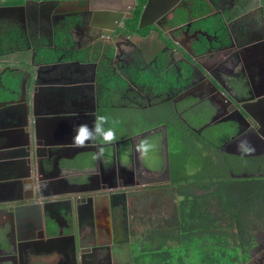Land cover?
Here are the masks:
<instances>
[{
	"label": "flooded vegetation",
	"instance_id": "flooded-vegetation-1",
	"mask_svg": "<svg viewBox=\"0 0 264 264\" xmlns=\"http://www.w3.org/2000/svg\"><path fill=\"white\" fill-rule=\"evenodd\" d=\"M136 5L137 0H0L2 82L16 73L29 75L25 80L24 74L16 78L17 99L9 112L17 114V129H5L2 118L9 113L0 108V264H121L125 260L132 264L130 237L145 217L149 194L141 196L138 206L132 200L138 191L170 187V165L168 177L162 149L167 125L183 113L188 117L187 129L196 138L219 140L215 149L228 173L230 165L248 171L243 173H264V0H213L200 15L199 0H177L164 13L159 2L160 8L154 9L159 17L141 27L147 29L144 35L127 25ZM236 7L247 13L255 10L258 18L246 13L231 19ZM138 21L139 16L137 27ZM66 29L67 34L61 32ZM42 70L55 71L58 77L53 79L77 83L67 91L71 97L57 89L51 95L38 90V84L45 81L39 76ZM106 71L115 74L114 88L107 89L115 90L112 99L121 115L118 118L124 117L117 126L126 119L133 125L122 126L119 137L110 143L97 140L70 149L50 143L58 139L75 142L78 124L92 128L87 117L94 112L96 118L105 89L100 94L91 84ZM30 72L35 82L30 81ZM214 85L222 95H216ZM76 90L79 96L72 93ZM229 96L235 105H242L241 112ZM55 115L69 118L56 125ZM152 133L158 134L161 143L159 171L149 169L137 151ZM16 141L18 145L7 149V144ZM45 141L49 145H43ZM241 142L254 151L244 152ZM101 146L104 154L97 158ZM85 164L87 168L82 169ZM67 165L82 168L67 171ZM64 178L83 185L73 187ZM209 179L204 178L207 183ZM36 187L44 194H65L45 214L43 209L45 220L36 216L43 232L37 233L34 249H25L15 242L14 228L21 216L15 217L13 208L24 202L20 198L33 197ZM73 192L78 208L70 213L71 203L65 196ZM86 194L92 195L90 208L83 202ZM49 223L54 235L59 231L64 235L62 240L40 242Z\"/></svg>",
	"mask_w": 264,
	"mask_h": 264
},
{
	"label": "trees",
	"instance_id": "trees-1",
	"mask_svg": "<svg viewBox=\"0 0 264 264\" xmlns=\"http://www.w3.org/2000/svg\"><path fill=\"white\" fill-rule=\"evenodd\" d=\"M6 1L20 3L23 0ZM145 1L137 0L134 18L127 20V25L132 27L133 31L143 35L146 34L147 29L138 28L136 20ZM199 1L202 3L203 0ZM202 5L197 15L207 11L204 3ZM184 19L185 16L181 14L180 20ZM67 29L61 32L67 34ZM109 86L114 88L113 83ZM102 95L96 116L104 115L109 117L110 121H122L124 117L118 118L120 114L117 113L115 99H112L115 90L106 87ZM142 118L139 116L140 120ZM140 120H137V123ZM160 121L164 122L162 119ZM123 123L124 128L129 127V119ZM180 125L178 120H171L167 125V141L171 137L175 147V153H172L171 157L168 153L170 181L174 185L170 192L175 199L174 214L169 218L167 215L161 217L162 213H166L158 209L153 212L144 211L143 215L147 212L148 214L140 220L139 226L134 227L130 262L132 264H244L248 256L246 249L252 244L249 238L254 228L252 225L264 219V175L232 177L219 159L211 162L210 168L204 167L198 169L199 171L188 173L185 163L189 156L188 147L193 141L187 134L177 135L179 131H175L174 127L179 128ZM110 126L114 127L115 139L118 138L117 133L121 131L122 126L118 127L117 123L115 125L110 123L105 125V128ZM207 175L210 176V183L206 186L201 185L200 188H208V190L196 193L198 183ZM213 175L216 178H213ZM148 200H151L150 196Z\"/></svg>",
	"mask_w": 264,
	"mask_h": 264
},
{
	"label": "rangeland",
	"instance_id": "rangeland-1",
	"mask_svg": "<svg viewBox=\"0 0 264 264\" xmlns=\"http://www.w3.org/2000/svg\"><path fill=\"white\" fill-rule=\"evenodd\" d=\"M197 59V58H196ZM115 78V74L109 73V71L104 72L103 77H101L97 82L95 81L91 85H93L94 89L97 90L100 94L103 89L106 87H109V85L113 82H110L111 80L113 81ZM110 84L108 83V81ZM7 82H9L12 85L16 84V78L14 75H9L7 77ZM115 82V81H114ZM8 83V84H9ZM93 89V88H92ZM3 91V90H2ZM7 91V89H4V92ZM92 96V95H91ZM94 97V96H93ZM188 117L186 114H182L181 116L177 117V119L173 120H178L181 125L179 128V131L181 133L187 134L191 137L192 144L188 147L189 149V156L186 159L185 166L187 168L188 173L195 172L198 169L204 168L207 169V167H211V162L218 161L219 154L216 151V144L219 142V140H216L217 138L214 139V141L209 142V141H204V139H198L196 138L189 129H187V122H188ZM182 126V127H181ZM175 131H177L178 128L174 127ZM170 134V131H168ZM171 135V134H170ZM150 143L155 145L154 150L150 151L147 157L145 158V163L147 164L149 169H153V171L157 170L159 171V167L162 164V158L160 154V149L159 148V139H158V134L152 133L146 136V138ZM214 143V144H213ZM161 147V146H160ZM164 145H163V152H164ZM175 147H173V140L171 137L168 138V146H167V153H169V157H171V154L175 153ZM162 153V152H161ZM163 154V153H162ZM163 159L164 154H163ZM198 161V163H197ZM221 161V160H220ZM231 168H233L234 173H243V172H248V171H243L240 170L239 168H234L230 165ZM199 171V170H198ZM222 171V169H221ZM208 176V175H207ZM214 176V175H213ZM210 183V182H208ZM206 180L200 181L198 183L197 189L195 192H201V191H207L208 188H200V186H206L208 184ZM170 187H165L164 185L156 187V189L152 188L150 190H142L138 191L135 194V198L132 201H135L134 206H138L137 203L140 205L142 201L143 195L146 193L149 194L151 200H147L146 206H145V211H155L156 209L160 210L161 212H165L166 214H161V217L164 216H169L171 218L174 214V209H173V203H174V197L172 196L173 193L170 194L172 190V183H168ZM183 185V184H181ZM149 192V193H148ZM139 197V199H137ZM137 199V200H136ZM144 209V208H143ZM148 214V212H147ZM144 214V215H147ZM152 215H157L153 214ZM160 214V213H159ZM146 227V226H145ZM253 230L250 232V241L252 242L251 245L246 249V252L248 253L247 260L244 264H264V219L263 220H258L254 225H252ZM131 230H130V235H131ZM131 240H133L132 236L130 237ZM121 264H129L127 260L123 261Z\"/></svg>",
	"mask_w": 264,
	"mask_h": 264
},
{
	"label": "water",
	"instance_id": "water-1",
	"mask_svg": "<svg viewBox=\"0 0 264 264\" xmlns=\"http://www.w3.org/2000/svg\"><path fill=\"white\" fill-rule=\"evenodd\" d=\"M159 2H162L163 3V5H162V8H163L162 13H164V12H168L170 10V8L173 5H175V3L177 2V0H146L145 3L143 4V7H142L141 12H140V15H139L138 27H144V26H146V25H148L150 23L155 22L156 18L159 17V15L154 14V9L155 8L156 9H159L160 8V6L158 5ZM174 9L175 8H173V10H171V11H174ZM113 15L114 14H112V16ZM107 16H110V15L107 14ZM120 18H121V16L118 17V20H120ZM108 19L110 21L112 20L111 17H108ZM112 30H115V27H113ZM105 32L110 33L112 31L105 30ZM192 58L194 60H196L194 58V56ZM195 62H197V60ZM3 72L0 74L1 76H2ZM30 74H31V72H30ZM0 85L1 86L4 85V83L2 82V80H0ZM4 86H6V85H4ZM213 88L216 89L217 92L219 93V94H216L217 96L222 95V93L219 92V90H220L219 88H217L215 85L213 86ZM8 90L9 89H7V91ZM222 90H224V89L222 88ZM236 94H241V90H237V93ZM223 96H224V94H223ZM235 96L238 97V95H235ZM229 97L230 98H228V99H229L230 103L233 105V107L235 108V110H237L238 112H241L239 108H241L242 105L241 104H239L238 106L235 105L233 103V101L231 100L232 97L231 96H229ZM245 112H248L247 109H245ZM81 116H82V114L79 113V115H77L76 117L79 118ZM85 116H87V115H85ZM55 117L56 118H60V119L69 118L67 115L66 116L65 115H55L52 118V119H54L53 123H55ZM87 118L89 119V123H91V127H93L94 120H95V114H94V112H92ZM42 119L43 118L40 117V118H38L36 120V122H37V128H39L38 125H39V122L42 121ZM48 119L49 118H46V120H48ZM59 126L57 127L58 129H59ZM59 131L61 132L62 131V128H60ZM17 142L18 141L7 144L6 145V147H8L7 149H11L12 146H15L16 145L15 143H17ZM20 143L23 144V142H20ZM43 143H41V145L42 144L43 145H46V144L49 145V141H45ZM50 143H54L55 146H58V148H61V149H70L72 147L71 145H77L76 142H73L72 143L68 139L67 140L58 139V140H56V141L54 140L53 142H50ZM18 144L19 143H17V145ZM85 144H88V143H85ZM92 144H95V143H92ZM164 147H165L164 148V157H165V161H166L165 170H166L167 176L169 177V164H168L167 139H166V137L164 138ZM79 151H82V149L79 150ZM9 157L8 158H5V159H10ZM63 157L65 158L66 156H63ZM87 164L84 165V168L77 167V166H75L73 168H74V170L76 169V170L81 171V168L82 169L87 168V166H88ZM64 169L69 170V169H71V167H68V165H67V166H64ZM229 173L233 177H235V176H238V177H246V176H255V175H261L262 174V173L261 174L260 173H240V174H234L231 170L229 171ZM59 180H61V179H59ZM62 180L65 181L66 184L71 185L73 187L74 186L75 187H78V186H82L83 185V183H79V182H73V183H71L66 178H64ZM51 182H53V181H51ZM64 194L65 193L62 192V191H60V192L57 191V192H54V193H45L44 194V193L41 192V190L38 187H36V189H35V195H33V197L20 198V200H23L24 202L21 203V204H19V205H17L16 207L13 208V211H15V214H16L15 217L21 216V214H23V213L26 214L28 212L29 213H32V214H35L36 213V216L39 217V215L40 216L42 215L43 209H44V214H45L46 211H47V209H49V207H50L51 204L61 202V200H63V198H64V197H62ZM65 197L71 203V208H70V211L69 212L71 213L73 210L76 211L77 208H78V206H77V199L75 198L74 192L72 193V195H68V196H65ZM37 198L39 199V201H37ZM83 200H84L83 202H86V203L89 204L88 205L89 208L92 206V204H91L92 203L91 202L92 201V195L91 194H86V196L83 198ZM72 203H73L74 207H73ZM52 229H53V226L49 223V226L47 227V230H46V228L44 230V234L46 236V239H45L44 242L50 241L52 239H54V240L57 239L59 241V240H62V238H64V235H61L62 233L60 231L58 232L59 235H56V234L54 235L51 232ZM39 237L42 238V236H39ZM40 242H42V240H40Z\"/></svg>",
	"mask_w": 264,
	"mask_h": 264
},
{
	"label": "crops",
	"instance_id": "crops-1",
	"mask_svg": "<svg viewBox=\"0 0 264 264\" xmlns=\"http://www.w3.org/2000/svg\"><path fill=\"white\" fill-rule=\"evenodd\" d=\"M212 1L211 0H203L202 3H204V5L207 7L208 2L211 4ZM214 2H215V0H214ZM216 4L219 5V2H217ZM224 6L225 5L222 4L220 9L221 10L224 9ZM229 10H230V8H229ZM246 13H247L246 11L239 9V7H236V9L234 10V12H232V15H230V17H231V19L233 17H235V19H237V18H239L240 16H243ZM249 13H251L250 15H252L253 17L258 18V14H256V11L255 10L254 11H250L247 14H249ZM254 21L256 22L257 19L254 20ZM32 73L34 74V72H31V74H30V78H31L30 81L33 80L35 82L36 81V78H35L34 75H32ZM21 74L22 73H16V77L15 78H17L18 75L21 76ZM56 74L57 73H55V71H50V70L49 71L48 70H42V71H40L39 72V76L42 79H44L45 81L44 82L42 81L40 84H38L37 89L38 90L39 89H45L46 91H48L50 93V95H51V92L53 90H56V89L57 90H61L62 92H64L63 94H65V97H66V95H68L67 94V91L74 89L76 87V85H78V84L77 83H74V82H70V81L59 80L60 78L53 79V77H56L57 76ZM35 75H36V73H35ZM95 75H96V73H95ZM4 77L5 76L2 75L0 77V80H2ZM23 77H24V80L25 79H29L28 78L29 75L27 73H26V75L24 74ZM5 81L7 82V77H6V80ZM22 81H23V79H22ZM6 82H4V85H6V87H7L6 89H9V91H5L4 92V89H1L0 88V108H2V109L5 108L6 110H4L3 112H5V114H8V113L9 114L7 116L4 115L5 117L2 118V119L4 121V125H5L4 127H5V129L11 128L12 126H13L12 128L17 129L16 128V125H15V124L18 123V119L16 117L17 114H13V113H11V111L9 112V110H11V108L13 107V103L15 102L14 100L17 99L16 98V95L14 94V89L17 88V86H16V84L15 85H12V84L11 85H7L9 82H7V83ZM20 83H21V86L24 84V82H21V81H20ZM0 87H2V86L0 85ZM72 93H74L76 96H79L80 95V92L78 90L73 91ZM67 97H71V96L68 95ZM81 101L82 100L80 99L79 102H81ZM62 121H64V120L55 117V123H56V125L59 124V122L61 123ZM79 125L80 124H78L77 126H79ZM3 133H6V130ZM61 158L64 159L63 156ZM68 167H71V169H69L67 171L74 170L73 166L70 165ZM41 217H42V219H44V214L43 213H42ZM17 223L18 224H16V226L14 228L15 229V242L17 244L19 243L25 249H27V248L34 249L35 248V241L34 240L36 239L37 233L38 232H43V229L37 223L36 213L35 214H32V213H29L28 212L26 214H24V213L21 214V220L18 221ZM0 225H2V223ZM70 233L74 235V232H70ZM71 234H69V235H71ZM45 239H46V236H43L41 240L42 241H45Z\"/></svg>",
	"mask_w": 264,
	"mask_h": 264
},
{
	"label": "clouds",
	"instance_id": "clouds-1",
	"mask_svg": "<svg viewBox=\"0 0 264 264\" xmlns=\"http://www.w3.org/2000/svg\"><path fill=\"white\" fill-rule=\"evenodd\" d=\"M115 125L118 123L115 120H109V117L104 115L96 116L92 128H89L88 125H79L76 127V136L74 141L83 146L86 142L96 143L97 140L102 141L103 143H110L115 140V131L114 127L105 128V125L110 124ZM245 142H241L240 147L243 148L244 152L254 151L252 148L244 147ZM155 145L150 143L147 139L142 140L137 146V151L143 156L147 157L149 152L154 150ZM104 154V148L101 146L98 148L97 158L102 157Z\"/></svg>",
	"mask_w": 264,
	"mask_h": 264
}]
</instances>
